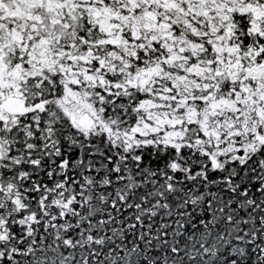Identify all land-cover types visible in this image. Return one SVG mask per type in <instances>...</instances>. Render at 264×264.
Here are the masks:
<instances>
[{"label":"snow or ice","instance_id":"obj_1","mask_svg":"<svg viewBox=\"0 0 264 264\" xmlns=\"http://www.w3.org/2000/svg\"><path fill=\"white\" fill-rule=\"evenodd\" d=\"M0 264H264V0H0Z\"/></svg>","mask_w":264,"mask_h":264}]
</instances>
